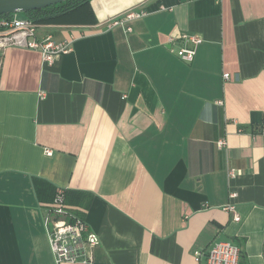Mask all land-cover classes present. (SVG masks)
<instances>
[{
  "label": "crops",
  "instance_id": "obj_1",
  "mask_svg": "<svg viewBox=\"0 0 264 264\" xmlns=\"http://www.w3.org/2000/svg\"><path fill=\"white\" fill-rule=\"evenodd\" d=\"M90 9L93 24L36 25L73 40L52 65L0 55V264H53L45 185L98 237L91 264H203L218 241L264 264V0ZM128 11L146 15L109 28ZM183 33L202 39L189 63Z\"/></svg>",
  "mask_w": 264,
  "mask_h": 264
},
{
  "label": "built area",
  "instance_id": "obj_2",
  "mask_svg": "<svg viewBox=\"0 0 264 264\" xmlns=\"http://www.w3.org/2000/svg\"><path fill=\"white\" fill-rule=\"evenodd\" d=\"M220 1V0H213ZM146 15L145 11H128L121 17L110 21L109 28L121 26L127 32L131 30L129 23L141 19ZM0 16V55L9 48H17L36 51L40 54L42 63L52 65L61 55L68 54L72 50V41L55 43L50 36L37 39L36 25L29 19L18 15ZM184 44L176 55L184 62H191L195 55V48L202 42L197 35L181 34L178 37ZM169 41H173L172 38ZM228 74H223V79L228 80ZM221 105V102H218ZM264 135V125L257 131ZM225 141L220 139L217 147H225ZM46 151V155H50ZM235 171H228V177L233 178ZM236 193L230 192L229 198L234 199ZM44 211L43 229L47 240L53 264H91V251L98 246V237L87 232L85 222L74 216L64 202L63 191L57 190L52 202L42 206ZM227 211H234L232 205L225 207ZM233 221H240L235 214ZM240 248L228 241H218L212 244L206 251L196 253V259L204 260L203 264H238Z\"/></svg>",
  "mask_w": 264,
  "mask_h": 264
},
{
  "label": "trees",
  "instance_id": "obj_3",
  "mask_svg": "<svg viewBox=\"0 0 264 264\" xmlns=\"http://www.w3.org/2000/svg\"><path fill=\"white\" fill-rule=\"evenodd\" d=\"M1 17L8 16L2 15ZM24 17L29 18L35 25L74 26L94 23L90 0H67L44 9L30 11L24 14ZM43 193L45 198L41 197V199L51 202L55 197L56 190L49 185H45L44 189H42Z\"/></svg>",
  "mask_w": 264,
  "mask_h": 264
},
{
  "label": "water",
  "instance_id": "obj_4",
  "mask_svg": "<svg viewBox=\"0 0 264 264\" xmlns=\"http://www.w3.org/2000/svg\"><path fill=\"white\" fill-rule=\"evenodd\" d=\"M67 0H0V16L26 14Z\"/></svg>",
  "mask_w": 264,
  "mask_h": 264
},
{
  "label": "rangeland",
  "instance_id": "obj_5",
  "mask_svg": "<svg viewBox=\"0 0 264 264\" xmlns=\"http://www.w3.org/2000/svg\"><path fill=\"white\" fill-rule=\"evenodd\" d=\"M19 17L23 16V14H18Z\"/></svg>",
  "mask_w": 264,
  "mask_h": 264
}]
</instances>
